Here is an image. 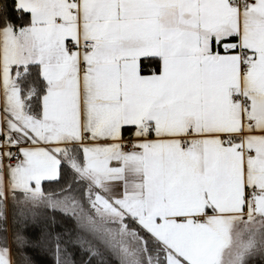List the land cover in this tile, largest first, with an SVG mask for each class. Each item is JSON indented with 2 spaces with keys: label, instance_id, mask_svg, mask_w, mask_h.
I'll return each mask as SVG.
<instances>
[{
  "label": "snow or ice",
  "instance_id": "6c2138e0",
  "mask_svg": "<svg viewBox=\"0 0 264 264\" xmlns=\"http://www.w3.org/2000/svg\"><path fill=\"white\" fill-rule=\"evenodd\" d=\"M70 243L264 264V0H0V264Z\"/></svg>",
  "mask_w": 264,
  "mask_h": 264
},
{
  "label": "trees",
  "instance_id": "16d2710c",
  "mask_svg": "<svg viewBox=\"0 0 264 264\" xmlns=\"http://www.w3.org/2000/svg\"><path fill=\"white\" fill-rule=\"evenodd\" d=\"M11 14L13 16L16 15L15 12H12ZM57 215H58V219L60 220V228L58 230H63V229L69 230L71 233V235L69 237H67V239H69V241L74 239L75 236L78 234L83 236L86 239L90 238V237H87L86 233H78V231L76 229V225H75L73 220L69 219L68 217L61 216L59 214H57ZM26 235H28L32 239H35L36 236L38 235V233L34 232L32 230H28L26 232ZM69 248L74 253V258L76 260V264H81V261L86 258L87 253L81 252L78 247H73L71 245V243L69 244ZM26 252L28 255H30L32 257V259L36 262V264H54V259H53V256L51 255V253H45V252H43L39 249H35V248H28V249H26ZM15 255H16V253L14 251V256ZM92 264H97L95 258L93 259Z\"/></svg>",
  "mask_w": 264,
  "mask_h": 264
}]
</instances>
